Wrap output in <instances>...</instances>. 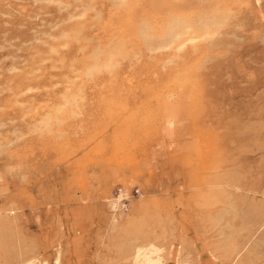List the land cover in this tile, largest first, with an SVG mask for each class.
<instances>
[{"label":"rangeland","instance_id":"1","mask_svg":"<svg viewBox=\"0 0 264 264\" xmlns=\"http://www.w3.org/2000/svg\"><path fill=\"white\" fill-rule=\"evenodd\" d=\"M143 247L264 264V0H0V264Z\"/></svg>","mask_w":264,"mask_h":264},{"label":"bare ground","instance_id":"2","mask_svg":"<svg viewBox=\"0 0 264 264\" xmlns=\"http://www.w3.org/2000/svg\"><path fill=\"white\" fill-rule=\"evenodd\" d=\"M165 1V0H164ZM199 18H202V16L201 17H199ZM175 19V18H174ZM173 19V20H174ZM177 19V18H176ZM203 19V18H202ZM172 20V19H171ZM199 20V19H198ZM205 20V19H204ZM208 20V19H207ZM177 21H178V19H177ZM176 21V22H177ZM200 21V20H199ZM174 22V21H173ZM180 22H181V19H180ZM180 22H178V23H180ZM183 22V21H182ZM197 22V21H196ZM169 22H167V24H168ZM177 23V24H178ZM185 23V22H184ZM190 23V22H189ZM202 24V26H200V31L197 33V34H199V36L198 37H196V35L197 34H195L194 35V37L193 36H191L190 37V34H189V38H187V39H185L184 41H182L181 43H179L178 41H180L182 38H184V37H188V33H189V30L188 29H190L191 27H188V25H187V27L188 28H186L183 32H180V31H177V34H175L174 35V33L172 34V35H174L173 36V38H172V40L170 41V43L168 44V45H175L177 42L179 43V44H177V46L175 45V47H176V49H177V51H183V49H186V47L189 45V44H191V46L192 45H195V44H197L198 42H202V41H206V40H209L212 36H213V33L215 34V32H213L212 30H211V28H212V25H210V26H208L205 22L203 23V21L201 22ZM170 24H172L171 23V21H170V23H169V25ZM176 24V25H177ZM198 24V23H197ZM184 25V24H183ZM191 25V24H190ZM215 25V24H214ZM167 26V25H166ZM173 26V25H172ZM192 26V25H191ZM195 27L197 26L196 24L194 25ZM193 26V27H194ZM175 27H177V26H175ZM184 27V26H183ZM198 27V26H197ZM164 28V27H163ZM177 29H179V28H177ZM190 30H193V29H190ZM164 31V30H163ZM175 31H176V29H175ZM194 31V30H193ZM136 32V31H135ZM134 32V33H135ZM167 32V31H166ZM170 33V32H169ZM168 33V34H169ZM192 33V32H191ZM163 34V33H162ZM193 34H194V32H193ZM192 34V35H193ZM161 35V34H160ZM138 36H139V34H138ZM162 36H164V35H162ZM166 36V35H165ZM171 36V35H170ZM161 37V36H160ZM169 38V37H168ZM145 39V38H144ZM166 39V38H165ZM169 40V39H168ZM163 41H165L164 39H163ZM166 43V42H165ZM168 43V42H167ZM161 47H162V44H161ZM165 47V46H164ZM189 47H190V45H189ZM163 48V47H162ZM166 48V47H165ZM164 49V48H163ZM167 49H169L168 47H167ZM174 49V48H173ZM172 49V50H173ZM106 51H108V50H106ZM110 51V50H109ZM160 51V50H159ZM104 52V51H103ZM111 53V52H110ZM104 54H106V53H104ZM95 57V56H94ZM96 58V57H95ZM100 59V58H99ZM106 61V60H105ZM110 61V60H109ZM98 62V61H97ZM96 62V63H97ZM111 62V61H110ZM92 63V62H91ZM95 63V64H96ZM104 63V62H103ZM102 63V65H101V67H106V65H104ZM88 64V63H87ZM95 64H93V65H95ZM83 65V64H82ZM89 66H90V64H88ZM88 65H86L84 68L85 69H88V68H86V67H89ZM99 66V65H98ZM108 66H111L110 64L108 65ZM90 67H92V66H90ZM89 67V68H90ZM96 67H97V65H96ZM109 68V67H108ZM95 69H97V71H98V68H95ZM94 69V70H95ZM99 69H100V67H99ZM85 71V70H84ZM83 71V72H84ZM91 73H93V72H91ZM85 75H86V73H85ZM87 76V75H86ZM187 79V78H186ZM67 98V97H66ZM68 101H69V99H67ZM69 103V102H68ZM62 111V110H61ZM52 118V117H51ZM42 120V119H41ZM50 119H46V120H42L41 121V123H42V125L44 124H48V121H49ZM38 126V125H37ZM120 196V195H119ZM121 196H123V195H121ZM125 197V196H124ZM117 198V197H116ZM120 198V197H119ZM122 198V197H121ZM118 199V201L119 200H122V199ZM116 199V200H117ZM115 200V199H114ZM113 199L111 200V201H114ZM110 201V202H111ZM114 204H115V202H114ZM117 204V203H116ZM119 204V203H118ZM121 205H123L122 203H121ZM117 206V205H116ZM118 207H120V206H118ZM113 208V207H112ZM117 208V207H116ZM143 248H145V247H143ZM158 252H159V250H157V249H155V248H145V249H140L139 250V248H138V250H136L135 252H134V254L132 255V260H131V264H156L157 262H158V260H157V255H158ZM178 262V264H183V262H180V261H177Z\"/></svg>","mask_w":264,"mask_h":264}]
</instances>
